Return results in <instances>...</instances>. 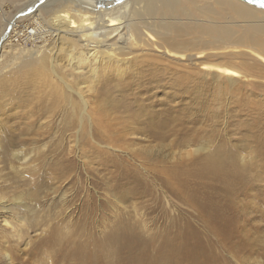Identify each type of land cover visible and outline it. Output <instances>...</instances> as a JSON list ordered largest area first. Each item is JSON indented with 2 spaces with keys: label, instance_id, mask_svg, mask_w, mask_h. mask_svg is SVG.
<instances>
[{
  "label": "rangeland",
  "instance_id": "rangeland-1",
  "mask_svg": "<svg viewBox=\"0 0 264 264\" xmlns=\"http://www.w3.org/2000/svg\"><path fill=\"white\" fill-rule=\"evenodd\" d=\"M31 2L0 0V39L15 16L17 30L33 28L21 17ZM38 9L47 28L53 9ZM19 40L10 38L12 44ZM146 41L150 45L132 40L124 52L108 56L54 37L41 58L24 52L13 59L0 50V204L9 209L0 208V264H52L60 250L46 233L54 229L64 235L62 243L73 239L72 248L91 241L92 264H264V77L247 86L236 68L238 80L225 86L201 71L204 64H220L225 50H207L206 60L187 66L152 35ZM78 93L90 115L81 125ZM54 101L58 106L45 115V127H32L40 131L38 140L18 144L26 111L49 109ZM13 134L9 148L31 154L22 168L5 153ZM213 157L236 165L247 181L235 189L243 217L221 222L233 226L221 234L202 223L187 198L193 192L223 202L221 180L217 185L209 175L197 177ZM12 215L22 217V225ZM191 238L199 240L193 247L198 254L188 261L185 251L192 247L185 241ZM161 243L169 249L157 261Z\"/></svg>",
  "mask_w": 264,
  "mask_h": 264
},
{
  "label": "bare ground",
  "instance_id": "bare-ground-1",
  "mask_svg": "<svg viewBox=\"0 0 264 264\" xmlns=\"http://www.w3.org/2000/svg\"><path fill=\"white\" fill-rule=\"evenodd\" d=\"M38 1H40L39 4ZM38 1L32 0L31 4L24 6V11H22L24 16L21 17H28V19L32 20L33 28L30 31H27V28L26 31L23 30L24 27L17 30V21H15L17 16L6 23L8 29L4 31L0 39L2 42H0V50L6 49L9 56L13 59H16L17 56L24 52L32 57L41 58L46 51L45 48L48 46L49 39L52 37L57 41L62 39L71 41V44L77 45V48L78 46L84 49L89 47L88 49L94 54L102 51L108 56L110 53L124 52L132 40L142 41L145 45H150L146 41V36L150 38L152 35L157 39L158 45L171 53L179 55L180 58H185L187 66H192L195 62L194 59L206 60L209 56L206 55L207 50H225L226 52L224 51L221 55V58L223 57L222 61H218L220 64L215 66L204 64L201 67L202 72L211 74L217 82L225 84V86L228 84L232 85L238 80L236 79L239 75L237 69H240L241 75L246 77L240 82L247 86L256 84L254 77H264L261 74L262 69H264V7H261L260 3H249L248 0H118L108 2L99 0H64L61 1L58 7H55V1L57 0ZM39 6L53 9V12L45 18L48 24L47 28L38 19L42 18L38 9ZM12 27L13 29L16 27L15 36L11 34ZM12 37H14V41L20 39L19 41H23L24 44L21 45V42L12 44L10 42ZM100 37H103V39L100 40ZM6 47H9V49ZM230 58H238L240 61H230V65L225 61V59ZM48 62L50 63V70L54 72L53 59H49ZM59 80L64 87L72 91L69 84L65 82L66 80ZM77 95H79L80 99V106L77 105L80 113L77 121L81 125L80 122L83 117L89 118L90 115H88L86 109L88 103L86 104L84 97L79 93ZM69 105L71 115L75 117V104L71 99ZM57 106V102L54 101L49 109L48 106H46L47 108L36 107L35 109H28L26 111L28 114V116L26 114V122L22 123L24 126L20 124L19 131H21V134L20 137H17V140H19L18 144L25 145L31 140H38L40 131L37 130L38 132L33 133L32 127L37 129H41L42 126L45 127V123H43L45 115L53 114ZM148 115L151 116V113ZM13 136L14 134L10 143L5 145V153L9 152L20 163L18 167H21L31 154L22 148L16 150H13L12 147L9 148L13 145ZM41 147L43 148L44 146L39 145V149H42ZM235 166L233 163L226 165L221 157H213L209 159L202 171H199L198 175L196 174L198 178L209 175L217 185L220 184V180L223 182L221 189L224 200L221 204L217 203L212 197H205L206 195H198V197L192 194L193 192H191V197L187 195L191 203L189 206L203 224L209 225L212 230L209 231L214 234L227 233L233 230V226L226 229L222 228L221 222L243 217L239 213L235 189L243 187L247 181L242 175L237 174L238 171ZM14 171L15 173L18 172L17 168ZM236 175L237 180L235 178ZM196 201H199V203ZM0 208L3 211H9L8 207L2 203ZM12 217H15L19 225H22V217L13 215ZM2 222L11 226V222L6 217H3ZM47 236H49V239L46 241L50 245H58V250H60L52 257V264H58L61 260L64 261V264H69L68 261L74 264H92L91 241L86 240L85 244L76 245L72 248L70 242L73 239H66L68 240L66 241L67 244L62 243L64 235L57 233L55 229L46 233V239ZM44 239L45 234L40 236L37 241L35 240L33 245L41 244ZM198 241L195 238L185 241L193 249V251L192 249L185 251L188 261L196 258L198 251L193 247ZM158 249L156 259L160 261L165 256L164 251L169 249V247L161 243ZM3 256L7 263L12 260L10 253L7 251H3ZM167 264L171 263L168 262ZM193 264L200 263L193 262Z\"/></svg>",
  "mask_w": 264,
  "mask_h": 264
},
{
  "label": "water",
  "instance_id": "water-1",
  "mask_svg": "<svg viewBox=\"0 0 264 264\" xmlns=\"http://www.w3.org/2000/svg\"><path fill=\"white\" fill-rule=\"evenodd\" d=\"M99 1H118V0H99ZM257 3H264V0H256Z\"/></svg>",
  "mask_w": 264,
  "mask_h": 264
},
{
  "label": "snow or ice",
  "instance_id": "snow-or-ice-1",
  "mask_svg": "<svg viewBox=\"0 0 264 264\" xmlns=\"http://www.w3.org/2000/svg\"><path fill=\"white\" fill-rule=\"evenodd\" d=\"M249 3L256 2V0H248ZM261 7H264V3H261Z\"/></svg>",
  "mask_w": 264,
  "mask_h": 264
}]
</instances>
